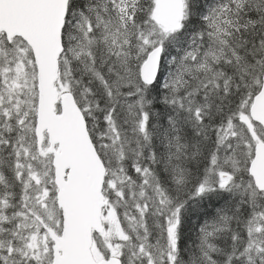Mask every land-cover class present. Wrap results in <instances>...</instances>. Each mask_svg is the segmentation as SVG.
Returning a JSON list of instances; mask_svg holds the SVG:
<instances>
[{
  "label": "snow or ice",
  "instance_id": "6c2138e0",
  "mask_svg": "<svg viewBox=\"0 0 264 264\" xmlns=\"http://www.w3.org/2000/svg\"><path fill=\"white\" fill-rule=\"evenodd\" d=\"M0 264H264V0H0Z\"/></svg>",
  "mask_w": 264,
  "mask_h": 264
}]
</instances>
